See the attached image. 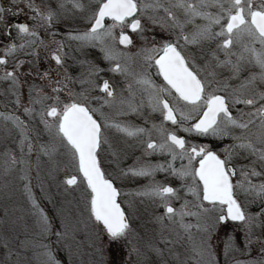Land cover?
<instances>
[{"label": "snow or ice", "instance_id": "6c2138e0", "mask_svg": "<svg viewBox=\"0 0 264 264\" xmlns=\"http://www.w3.org/2000/svg\"><path fill=\"white\" fill-rule=\"evenodd\" d=\"M74 9L83 11L85 6L80 0H70ZM24 3L33 13L30 17L38 21L33 27L26 23H16L11 26H4V34L11 36V29L17 30V39L21 43L15 42L5 45L4 56L0 57V67L4 68L3 76L0 80L10 81V92L16 99L13 101L20 105L19 86L20 81L17 71L23 65L24 61H19L13 65V70H7V57L14 56L18 51L31 49L26 55L36 56V47L44 45L37 32L38 27L50 28L58 20L57 13L47 7V11H42L33 0H12V5ZM60 9L65 8V3L58 4ZM215 7L219 11L216 14L206 11V9ZM183 11L185 20L182 22L172 11V9ZM22 10H14L13 7L5 8L0 6V23L4 20L5 13L13 16L19 15ZM149 11L152 13L149 15ZM163 11L164 17L158 13ZM147 16V20L152 25H159L162 29L179 30L175 42L164 40L159 42V46L153 44L152 47H143L137 52L147 67L134 78L137 85V91L141 94L140 103L135 102L136 92L133 91L132 84L128 85L129 97L121 95L118 101L117 115L124 116L129 114L140 115L145 106L144 96L147 97V107L152 112H159L163 121L171 122L172 125L183 133L196 135L199 137H212L217 140L230 138L233 143L225 145L222 149L223 158L216 151L212 150L210 145L192 144L182 136H178L175 131H169L163 126L153 124L152 129L118 122L110 116L104 114L99 109L92 108L88 102V96L85 92L73 93L69 91L68 95L73 96L72 102L65 103L60 98L67 84L64 81L71 82V78L65 76L64 80L52 81L45 72L42 78L49 79L48 87L51 88L54 95H48L43 89H38L32 85L29 89V104L33 107H25L26 115H38L40 123L44 125L45 130L54 138L58 139L61 145L67 150L72 161L77 165L78 172L82 174L83 181L90 189V216L103 225L109 239L113 242L126 238L131 231L128 218L124 210L117 202L120 195L118 189L114 186L112 179L108 178L101 167L99 158L103 145H108L112 149L109 138L105 135L104 129H113L116 133L127 138H133L141 143H146V155L159 152L167 153L172 157V161L165 164L151 163L139 164L127 170H121L125 176L152 177V183L138 195L146 196L152 199H159L161 206L165 210V215L157 217L159 222L165 218L169 222L178 223L180 228L188 234L191 240V229L196 228L197 232L203 233V238L198 244H194L193 252L200 257L197 264H217L215 255L212 252L209 240L215 229L228 221L239 222L245 227V247L252 243V229L260 226V218L264 217V207L255 215L248 213L237 199V190L246 195L253 196V201L259 200L264 204V183H253L250 177H259L261 172L256 170L255 165L259 163L264 169V92L256 90L257 81L264 84V0H169V5L165 6L162 0H98V6L88 17L90 28L83 32H77L75 35L69 33L68 39L78 41L81 47H99L104 54V59L109 62H115V66L109 68V71L127 76L128 68L126 64H121L122 58L127 53L121 52L116 48V43L128 47L133 44L131 37L126 34L125 29H130L132 33H137L142 40H145L143 33L145 26L141 18ZM205 20L207 23L196 25L195 30L188 34L185 33V24L192 23L196 18ZM111 19L112 23L105 24V19ZM170 21V23H169ZM219 26V31L215 27ZM120 29L119 37L115 34V29ZM55 36L57 33H49ZM246 36L249 43L243 46V51L233 61L230 57L235 55L230 51L234 42H238L241 37ZM220 40L217 47L224 52L225 60L221 61L212 53L213 59L217 61L218 66H229L233 75L238 77L246 62L259 69L258 72L251 74L239 88L232 89L228 96L219 93L227 90V84L215 80V73L209 72L212 80L201 79L200 69H198L191 56L183 54L182 49L189 45H198L205 41ZM155 40V37H153ZM183 40L184 45L179 41ZM58 47L52 52V60L58 66L63 65L62 42L53 41ZM260 47L256 48L255 45ZM29 63H32L29 61ZM156 66L157 75L163 77V84L157 85L152 79L148 69ZM103 71L91 65L88 75L96 76ZM81 83L90 81L82 80ZM217 85L213 87V85ZM93 86L96 85L93 82ZM250 91V95H245V91ZM100 91L105 93V97H94L93 99H103L104 105L108 107L117 106V97L109 81L104 80ZM170 100L172 103H170ZM51 101V103H48ZM259 103V107L256 105ZM243 104L246 107L255 108V111L244 112L238 110L239 114L234 116L230 110L231 106ZM39 105L37 112L35 106ZM103 107V105H102ZM99 113L100 120L94 118ZM247 116V119H245ZM52 119L49 120L48 118ZM257 120L259 123L257 124ZM0 121L4 122L5 130H16L19 133L18 143L19 157L14 155L11 150H5V172L10 171L16 165H20L22 175L21 180L29 181V161L26 155L31 154L33 145L30 139L29 128L19 117L0 113ZM102 121V123H101ZM194 121L190 125L187 122ZM9 122L12 129L8 128ZM147 123V121H145ZM239 129V134L235 130ZM255 129V130H253ZM157 131L161 140L159 143L153 141L152 131ZM142 137H147L142 140ZM40 151L49 157L55 152V146L41 144ZM26 150V151H25ZM150 150V151H149ZM245 153V159L248 156L255 157L251 165L241 166L239 175L241 177L235 184L232 178L237 175V168L232 165L234 157ZM112 155L118 157V153L113 150ZM180 159L187 160V164H182L179 169L173 166V161ZM198 164V167L196 166ZM156 172H168L178 179L185 181L182 187L190 194L195 203L189 207L190 202L185 201L180 209L171 206L172 199H178V189L164 185L155 181ZM191 181L188 183L187 181ZM66 185H77L76 175L64 181ZM28 199L35 209L34 215L37 216V223L41 233H48L51 230L49 218L40 208L32 195L28 183L24 188ZM195 208L196 211H193ZM212 213H215L213 218ZM194 216L196 224H186L184 218ZM59 237L61 233L57 232ZM163 239V238H162ZM229 242L225 244V258L234 250ZM165 243L172 241L164 240ZM4 247L7 248V242ZM44 251L41 253L45 259L42 264H57L47 245H40ZM160 255V249H153ZM264 253V247L261 249ZM139 250L133 246L130 254ZM236 264H264V256L256 261L242 262L236 261Z\"/></svg>", "mask_w": 264, "mask_h": 264}, {"label": "rangeland", "instance_id": "374dc122", "mask_svg": "<svg viewBox=\"0 0 264 264\" xmlns=\"http://www.w3.org/2000/svg\"><path fill=\"white\" fill-rule=\"evenodd\" d=\"M86 1L88 0H80V3L85 6ZM88 14V11L79 12L78 18L87 20ZM55 44L58 45L53 41H44L43 46L38 45L35 49L37 55L31 57L32 63L28 64L23 57L16 61V63L24 61L16 73L20 83L35 82L37 88L43 89L45 94L54 95L48 87L49 79L42 78L47 72L52 81H63L65 76L71 78V82L64 81L67 87L60 93V98L65 103L72 102L74 99L73 96L68 95L69 91L85 92L87 96H90L86 91L89 85L80 82L88 79L87 69L91 59L86 55L87 52L83 56L80 51L78 53L75 51L74 54L70 48L64 46L63 65L58 66L51 58ZM26 66L30 68L29 76L25 73ZM23 73L25 75L21 77ZM100 97L104 98L105 95ZM25 104H22L23 108L33 107L27 105L29 100H26ZM98 104H95L97 106L95 108L106 114L102 107L103 99H99ZM39 110L40 106L36 111ZM116 113V111L110 112L108 116H116ZM23 115H25V123L33 129L30 132L33 151L26 155L30 165L29 181L20 179L22 175L20 165L5 172V157L0 152V264H42L45 258L41 256L44 249L40 245L48 246L57 264H197L200 257L193 252V246L199 243L204 234L197 232L193 227L192 239L189 240L188 234L180 228L178 223L169 222L167 218L163 222L157 220V217L165 215L164 209L158 214L150 215V211L146 210L149 207L146 203H136L130 211H126L131 231L126 238L116 242L111 241L103 225L90 216V189L87 188L86 182L83 181L77 165L72 161L67 150L58 139L45 130L38 115L29 116L25 112ZM188 123L191 124L193 121ZM104 133L106 135L107 131ZM16 134L19 136L17 131L14 135ZM18 138L20 140V136ZM41 144L55 146L56 150L51 157L40 151ZM208 145L212 149L215 147L213 142ZM105 150L106 147L103 145L99 156L101 164L105 159ZM13 154L19 157V147H16ZM243 162L245 165L246 162ZM256 170L262 175L250 179L256 184L264 183V170L261 167ZM72 175L77 176V185H66L64 181ZM26 183L29 184L36 202L49 218L51 230L46 234L41 233L37 216L34 215L35 209L24 191ZM238 195L239 202L248 213L255 215L264 207L259 200L252 202L253 196L241 191ZM212 216L214 218L215 213H212ZM184 222L195 225L196 218L186 216ZM57 232L61 233V236L58 237ZM229 237L232 238L231 244L234 250L226 260L224 250ZM165 239L172 242L165 243ZM251 240V245L246 248L244 225L230 223L218 226L212 233L209 243L217 264L256 261L264 256L261 251L264 247V217L260 218L259 227H253ZM5 242H7V248L4 247ZM133 246L139 250V255L136 252L130 254ZM157 248L160 249V255L153 251Z\"/></svg>", "mask_w": 264, "mask_h": 264}, {"label": "flooded vegetation", "instance_id": "af4514ba", "mask_svg": "<svg viewBox=\"0 0 264 264\" xmlns=\"http://www.w3.org/2000/svg\"><path fill=\"white\" fill-rule=\"evenodd\" d=\"M33 2L41 8L42 11H47V7H51L58 15V20L55 21L50 28L45 29L44 27H38L37 32L39 34L40 39L45 42H52V41H61L65 47L68 49L70 48L73 53H78V51L81 52L82 56L83 54L87 52L86 55H88L91 59V63L89 65V68L91 65H95L96 67L103 69V71L99 72L96 76H89V69L87 73V84L89 85L88 90V97L89 104L92 108L97 107L95 104H98L99 100L93 99L94 97H100L106 95L105 93L100 91V86H102L104 80L109 81L110 85L115 91L116 97H117V106L108 107L107 105L103 104V109L106 112V115L110 114V112H117L119 110L118 108V101L121 97V95L125 98L129 97V92L127 90L128 85L132 84L133 91L136 92L135 102L137 104L140 103L141 100V94L137 91V85L135 84L134 78L137 74L141 73L147 65L145 64L144 60L141 57H138L136 54L137 52L143 48V47H152L153 44H156L159 46V42L164 40H169L172 42H175L176 35L178 34L179 30H172V29H162L158 24L152 25L150 21L147 20V16H144L141 18L142 24L145 26V32L143 33L145 40H142L140 36L137 33H132L130 29H125L126 34H128L131 39L133 40V44L125 47L124 45H120L116 43V48L121 51L127 53V56L125 58H122L120 63L126 64L128 68V75H121L119 73H114L112 71H109V68L115 66V62H109L104 59V54L101 52L99 47H81L78 41H73L68 39L69 33L75 35L77 32H83L90 28V22L89 20L85 18H78L79 12L85 13L88 11V17L91 15L93 11L96 10L98 6V0H88L85 3L86 8H84L83 11L74 9L72 6V3L70 0H33ZM60 2L65 3V8L60 9L58 7V4ZM144 2L148 3L151 2V0H144ZM162 2L165 4V6L169 5V0H162ZM193 2H196V0H193ZM256 3H259V0H255ZM0 6L9 8L13 7L14 10H22L20 11L19 15L13 16L9 13H5L4 20L2 23H0V57L4 56V48L5 45L15 42L16 44L21 43L19 39H17V30L15 28L11 29V36H6L4 34V26L8 25L11 26L16 23H26L30 28L33 27L38 23V21L32 20L30 17L33 15V13L26 7L24 3H19L18 5L13 6L12 0H0ZM47 6V7H46ZM172 11L175 13V15L183 22L185 20V16L182 10L173 8ZM206 11L216 14L218 13L219 9L215 7H211L206 9ZM151 15L152 13L149 11L148 13ZM160 17H164L165 13L163 11H160L158 13ZM112 21L109 18L105 19V24L109 25ZM170 23V21H169ZM207 22L205 20L200 19L199 17L195 19L194 22L185 24L184 31L185 33H192L195 30L196 25H203ZM215 31H219V26H216ZM55 32L57 33L55 36L50 35L49 33ZM115 34L117 38L120 34V29H115ZM153 37H155V40H153ZM180 45H184V41H179ZM220 43V40H213V41H205L198 45L189 44L185 46L182 49L183 54L186 56H191L194 60V63L198 69H200V77L201 79L205 80H212L213 77L209 76V72L215 73V80L227 84V90L224 92L219 93L220 95L228 96L229 92L232 89H237L240 87V85L248 79V77L259 71L258 68L255 66L244 63L241 72L239 73L238 77L234 76L232 71L230 70L229 66H218L217 61L213 59L212 53L215 52L216 56L219 60L223 61L226 59L224 52L221 51L217 45ZM248 38L246 36L241 37V39L238 42H234L233 46L231 47L230 51L232 53H235V55H232L230 58L235 61L237 59V56L243 51V46L245 44H248ZM58 45L55 44V46L52 49H56ZM256 48H259L260 45L256 44ZM31 51V49H24L23 51H18L14 56L7 57L8 64H7V70L12 71L13 65L16 64V61L23 57L24 60L27 61L29 64V61H31L30 55H26L25 53ZM84 52V53H83ZM88 57V58H89ZM89 59V62H90ZM37 69L36 67H32ZM151 79L157 84H163V77L160 75H157V67L154 65L152 68L148 69ZM30 68L29 66H26L25 73L27 76H29ZM4 68L0 67V76H3ZM25 74L23 73L21 77H23ZM93 82L96 85V87L93 86ZM99 84V85H98ZM32 85H35L34 83H26L22 84L20 83L19 86V95L20 98H22L20 105L18 106L13 101L16 99L15 96H13L10 92V81H4L0 80V113L5 114H11L14 116L19 117L21 120H24L25 115H23V105L25 104L26 100H29V89ZM30 86V87H29ZM217 85H213V87H216ZM41 89V88H39ZM256 90L264 92V84H261L257 81L256 83ZM250 91H245V95H250ZM145 101V106L141 110L140 115L137 114H129L124 116L119 115H112L111 118L118 121L123 122L131 125H137L140 127L152 129L153 124L159 126H163L165 129L169 131H175L178 136H182L185 140L192 144H210L211 142L214 143L215 147L214 151H216L219 155H221V158H223V152L222 149L225 147V145L233 143V141L230 138H225L223 140H217L212 137H199L196 135H188L187 133L180 132L176 126L172 125L171 122H165L163 121V117L159 112H152L150 108L147 107V97H143ZM170 103L172 101L170 100ZM23 104V105H22ZM26 105V104H25ZM31 105V104H27ZM100 105V104H98ZM18 106V107H16ZM33 106V105H32ZM259 103L256 105V107H259ZM36 109L39 107V105L35 106ZM112 109V110H111ZM230 110L234 116L239 114L238 110H243L244 112L249 111H255V108L252 107H246L243 104H237L235 106H231ZM21 112V113H18ZM100 120L99 113L94 117ZM245 119H247V116H245ZM147 121V123L145 122ZM194 122V121H193ZM257 124L259 123V120L256 121ZM102 123V121H101ZM190 123L187 122L188 126ZM8 128L12 129V125L9 122ZM255 130V129H253ZM107 137L109 138L112 149H109L108 145H105V159L103 164H101L102 169L105 171L108 178L112 179L115 187L120 192L119 195V202L122 205V208L124 212L126 213L127 217L128 214L126 211H130L131 207L134 206L136 203L144 204L146 203L149 207L146 208L147 211H150V215L158 214L161 210L164 208L161 206V202L159 199H152L146 196L138 195V192L143 191L145 188H147L152 183V177H143V176H133L131 174L125 176L121 173V170H127L130 167L138 166L139 164H145V163H151L152 165L155 164H167L169 161H172V157L168 155L167 153L161 154L159 152L153 153L151 155H146V143H141L140 141L133 139V138H127L124 137L121 134H118L113 129H104ZM239 129L235 130V133L239 134ZM16 133V130L6 131L4 122L0 121V152L4 153L5 150H11L13 153L14 150H16V147L18 148V140L19 136L18 134L14 135ZM16 136V137H14ZM142 140H146L147 137H142ZM152 139L153 141L159 143L161 140L160 134L153 130L152 131ZM115 150L118 153V159L115 158L112 155V151ZM26 151V150H25ZM150 151V150H149ZM246 154L240 153L239 156L234 157L232 165L237 168V175L232 178L233 183L235 184L238 180L241 179L239 175V169L241 166H244V162H246L245 165H251V162L255 159V157L248 156L247 159L244 158ZM100 158V157H99ZM242 160V161H240ZM173 166L177 169L181 167L182 164H187V160L181 161L180 159H176L172 162ZM198 167V164L196 165ZM256 168L259 169L260 165L257 163L255 165ZM264 170V169H263ZM253 179L254 177H250ZM155 181L160 182L164 185L171 186L173 188L178 189V199H172L171 200V206L175 209H179L182 204H184L185 201H189V207L191 208V205L195 203L194 198L187 194L186 190L182 187V185L185 183V181H182L178 179L177 177L171 175L168 172H156ZM188 183H191V181H187ZM239 190H237V199L239 201ZM193 211H196L195 208H192ZM141 215V214H139ZM144 216V215H141ZM193 217V216H192ZM232 224V223H239V222H232L228 221L226 224ZM226 224H223L221 226H224Z\"/></svg>", "mask_w": 264, "mask_h": 264}, {"label": "water", "instance_id": "95a60500", "mask_svg": "<svg viewBox=\"0 0 264 264\" xmlns=\"http://www.w3.org/2000/svg\"><path fill=\"white\" fill-rule=\"evenodd\" d=\"M114 184V183H113ZM115 186V185H114ZM119 197V196H118ZM117 202L120 204V202H119V200H118V198H117ZM120 206H121V204H120ZM121 208H122V206H121ZM123 209V208H122ZM126 215V214H125ZM126 217H127V215H126ZM128 218V217H127Z\"/></svg>", "mask_w": 264, "mask_h": 264}, {"label": "trees", "instance_id": "16d2710c", "mask_svg": "<svg viewBox=\"0 0 264 264\" xmlns=\"http://www.w3.org/2000/svg\"><path fill=\"white\" fill-rule=\"evenodd\" d=\"M262 205V204H261Z\"/></svg>", "mask_w": 264, "mask_h": 264}]
</instances>
